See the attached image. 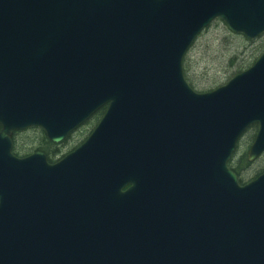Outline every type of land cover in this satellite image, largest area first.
Masks as SVG:
<instances>
[{
	"label": "water",
	"instance_id": "95a60500",
	"mask_svg": "<svg viewBox=\"0 0 264 264\" xmlns=\"http://www.w3.org/2000/svg\"><path fill=\"white\" fill-rule=\"evenodd\" d=\"M216 20L256 40L264 0H0V264H264V172L229 167L254 125L264 155V53L210 92L184 73ZM105 107L61 161L13 153Z\"/></svg>",
	"mask_w": 264,
	"mask_h": 264
},
{
	"label": "rangeland",
	"instance_id": "374dc122",
	"mask_svg": "<svg viewBox=\"0 0 264 264\" xmlns=\"http://www.w3.org/2000/svg\"><path fill=\"white\" fill-rule=\"evenodd\" d=\"M232 34L227 33L225 25L222 22L216 21L197 39L195 45L187 55V65L190 71L189 78L195 82V91L204 93L216 88L218 85H224L233 73L228 68L227 62L229 58L239 56V61L245 58L248 61L246 65H248L254 59L260 57L264 47V36L255 40L253 45H248L247 40H244L243 37H236ZM96 124L97 122H93L71 136V140L65 146H61L60 155L67 153L77 142L81 144L85 141ZM33 136L35 135L28 133L18 137V145H32L36 147L34 142H31ZM251 136L252 133L248 134L240 143L238 156H242L248 151L249 147L247 144L252 142L250 141ZM263 167L264 157L253 164L249 176H254L255 172Z\"/></svg>",
	"mask_w": 264,
	"mask_h": 264
},
{
	"label": "trees",
	"instance_id": "16d2710c",
	"mask_svg": "<svg viewBox=\"0 0 264 264\" xmlns=\"http://www.w3.org/2000/svg\"><path fill=\"white\" fill-rule=\"evenodd\" d=\"M225 28L227 30V33H230L231 34V32L227 29L226 26H225ZM232 35L233 36H236V37H243L244 40H247L244 36L235 35V34H232ZM247 42H248V45H253L255 43L254 41H249V40H247ZM263 49H264V47H263ZM263 49L261 51L262 53L264 52ZM257 59H254V61L252 63L246 65V63L248 61L245 58L244 59L242 58L241 61H239L240 60V57L239 56H234V57L229 58V60L227 62L228 68H229V71L232 70L233 73L227 79V82L229 80H231L234 76H236V75L242 73L243 71L249 69L257 61ZM187 62H188V58L186 57L185 62H184V73H185V77H186L187 81L189 82L190 86L194 90H196V86L194 85L195 84L194 80H191L189 78L190 71H189ZM218 87H220V85H218L214 89H217ZM214 89H212V90H214ZM212 90H210V91H212ZM210 91H207V92H210ZM101 114H102V112H100L95 117L94 120H98L100 118ZM257 130H258V127L257 126L251 127L248 130L246 136L248 134L252 133V136L250 137V139L253 141V139L256 136ZM28 133H32L33 135H35V136H33V140L31 142H34V144L36 145V147L35 146H32V145L31 146L30 145H23V146L18 145V141H19L18 140V137H20V136H22L24 134L26 135ZM85 137H87V136H85ZM69 140H71V137L67 141H65L62 145H54V144H52L47 139V137L45 136V134H44V132L42 130H40V129H30V130L25 131V132L16 133L14 135V149H13V152L18 157H25V156H28V155L34 153L35 151H41V152H43V153L46 154V156L49 159V162L54 163L59 158H62L64 155H66L67 153L73 151L75 148H77L80 145V143L77 142L76 144H74V146L67 153L60 155V153H61V146H65L68 143ZM252 166H253V164H250L248 162L247 153H245L242 156H238V151L236 152V154L234 155L233 159L229 163V167L231 168V170H233V172H235V174L237 175L238 180H239V182H240L241 185H245V184H247V183L255 180L259 175H261L264 172V167H263L262 169L257 170L255 172L256 174L254 176H249V174H250L249 172H250Z\"/></svg>",
	"mask_w": 264,
	"mask_h": 264
},
{
	"label": "flooded vegetation",
	"instance_id": "af4514ba",
	"mask_svg": "<svg viewBox=\"0 0 264 264\" xmlns=\"http://www.w3.org/2000/svg\"><path fill=\"white\" fill-rule=\"evenodd\" d=\"M105 112H106V109H105ZM105 112H104V113H105ZM247 145L249 146L250 144H247Z\"/></svg>",
	"mask_w": 264,
	"mask_h": 264
}]
</instances>
